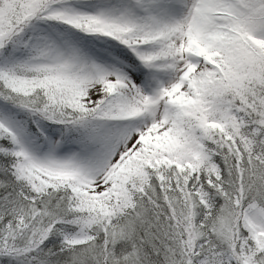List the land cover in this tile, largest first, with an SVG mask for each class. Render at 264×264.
I'll return each mask as SVG.
<instances>
[{
  "label": "snow or ice",
  "instance_id": "1",
  "mask_svg": "<svg viewBox=\"0 0 264 264\" xmlns=\"http://www.w3.org/2000/svg\"><path fill=\"white\" fill-rule=\"evenodd\" d=\"M0 264H264V0H0Z\"/></svg>",
  "mask_w": 264,
  "mask_h": 264
}]
</instances>
